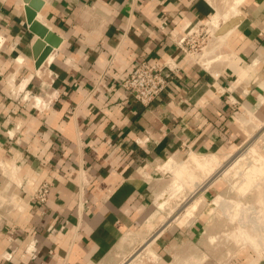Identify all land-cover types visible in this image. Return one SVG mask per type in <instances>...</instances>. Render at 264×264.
<instances>
[{
	"label": "crops",
	"instance_id": "1",
	"mask_svg": "<svg viewBox=\"0 0 264 264\" xmlns=\"http://www.w3.org/2000/svg\"><path fill=\"white\" fill-rule=\"evenodd\" d=\"M25 7L0 0V161L20 162L51 192L0 232V264H115L127 234L157 212L161 168L187 153L229 154L245 121L264 122V0L243 2L229 60L211 69L175 42L212 17L207 0H43L37 19L61 41L39 68ZM168 58L183 69L150 104L122 87L141 61ZM193 240L163 232L154 264H180ZM233 264L264 260L249 250Z\"/></svg>",
	"mask_w": 264,
	"mask_h": 264
},
{
	"label": "rangeland",
	"instance_id": "2",
	"mask_svg": "<svg viewBox=\"0 0 264 264\" xmlns=\"http://www.w3.org/2000/svg\"><path fill=\"white\" fill-rule=\"evenodd\" d=\"M207 27L203 26L193 33L190 45H187V51L190 58L200 63L204 69H211L219 62L228 61L229 58L223 51L224 42L219 47L207 51L211 38ZM245 123L249 125L247 129L244 126L246 131L240 144L234 147L231 153L219 155L222 165L220 164L221 167L218 166V169L223 168L222 175L213 179L214 183L210 186L211 188H207L206 191L210 190L206 194H204L206 191L202 192V199L199 196L200 203L195 206L191 216L186 217L184 224L179 226V224L173 223L170 227L174 230L180 227V230L187 232L188 236L191 235L196 240H193L190 243L191 246L187 247L186 256L181 261L191 258L184 264H201V260L210 262L211 259L226 258L229 254L235 255L236 253L239 258L249 250L251 252L255 250L253 251L255 255L257 254L261 260H264V144H262L264 142V122L251 119ZM250 148L252 151L256 150L257 153L247 151ZM201 156L202 158L207 157V155L187 153L177 159L174 158V160L180 163L187 161V158L197 157L196 159H198ZM164 166L165 164L162 167ZM192 169L185 176L186 185L183 186V190L167 203L166 208L159 213L160 216H153V219L149 220L146 225L144 224L142 228L127 234L124 250L115 257V264H129L130 259L137 254L144 243L152 238L155 232L168 220L167 217L177 213L179 204H183L187 200L191 201V196L194 197V193L197 191L194 175L200 174L198 180L204 181V175L198 171V166H194ZM161 173L166 194L171 188L174 176L173 172L163 171L162 168ZM154 208L156 211V206ZM199 215L201 216L199 217ZM204 225L206 233L203 235ZM216 235L218 238L215 237ZM200 237H203L201 247L196 244ZM244 237H252L257 242L253 240L252 245L251 239ZM209 240L211 245L208 243ZM149 250L151 252L144 250L142 254L145 257L150 256L149 260L153 261L156 257L152 252V245L149 246ZM140 259L143 258L139 257L132 264H142L143 260Z\"/></svg>",
	"mask_w": 264,
	"mask_h": 264
},
{
	"label": "built area",
	"instance_id": "3",
	"mask_svg": "<svg viewBox=\"0 0 264 264\" xmlns=\"http://www.w3.org/2000/svg\"><path fill=\"white\" fill-rule=\"evenodd\" d=\"M210 19L189 22L183 27L182 36L175 42L186 59H192L187 51V45H190L193 33L197 32V29L203 26H208ZM198 64L202 66L200 63ZM182 69L183 65L175 58H168L163 63L154 64L147 61H141L126 74L122 82V87L132 94L138 102L143 105H148L165 91L171 81L178 76ZM0 175L3 178V181L0 184V232L4 230L14 232L17 226V219H15V216H21L35 203H46L50 196L51 186L48 183L35 185L27 175H22L20 162L10 164L5 161H0ZM207 207H205V209H207ZM200 216L201 215H199V217ZM170 227H172V225ZM170 227L165 231L171 229ZM205 227L206 226L204 225V231H202L203 235L206 233ZM215 237L218 238V235ZM202 238L203 237H200L198 239V242H200L198 246L200 247ZM208 243L211 245L210 240ZM229 256L226 258L218 257L217 260L211 259L210 262H207V260H201V264H233L237 260L238 253L235 255L229 254ZM190 258L191 257L180 262V264L187 263Z\"/></svg>",
	"mask_w": 264,
	"mask_h": 264
},
{
	"label": "bare ground",
	"instance_id": "4",
	"mask_svg": "<svg viewBox=\"0 0 264 264\" xmlns=\"http://www.w3.org/2000/svg\"><path fill=\"white\" fill-rule=\"evenodd\" d=\"M245 0H207V2L211 5V7L214 9V14L212 15L211 19L208 22L209 32H210V43L207 48V51L213 50V48L219 47L223 42H225L227 36L230 35L232 32V28L229 30L222 32V25L226 22L227 24L231 22V20L240 18V6L243 4ZM233 22V21H232ZM207 27V28H208ZM53 54H50L45 61L44 66H48L49 62L52 60ZM35 59V58H34ZM208 62V61H207ZM205 64V63H204ZM46 73V72H45ZM251 153L252 149H248ZM247 151H245L247 153ZM244 152V153H245ZM252 152H256L252 151ZM254 153V154H255ZM248 154V153H247ZM253 155V154H252ZM259 155V154H258ZM255 157V156H254ZM257 157V156H256ZM197 158V157H196ZM194 157L187 158V161L176 163L173 166L169 167V170L173 172V182L171 185V188L168 190V192L163 194L157 201V212L155 213L154 217L160 216L159 213L162 212L166 207L167 203L176 196L181 190H183V186L186 185L185 183V176L190 172V170L194 166H198V171H201L204 175V181L198 180V174L194 175L195 182V188L197 191L194 193V197H192L191 201H185L184 204H179V210H177V213H173L170 216L167 217V221L160 227L158 231L155 232V234L150 238L148 241H146L143 245V247L140 248V250L135 254L129 261V264H132L133 261L139 259V257L143 258L140 260H143L142 264H153L151 262H154L149 260V258L144 256L142 252L145 250L146 252H151L149 250V246L152 245V243L167 229L169 228L173 223L179 224V226L186 220L187 216H191L192 212L195 209V206H197L201 200L200 199L202 192H205L207 188L212 186L214 183L213 179L219 178L222 174L223 168L220 170L218 169V166H220V156L215 154H209L207 157L202 158V156L198 159ZM253 158V157H252ZM222 160V159H221ZM222 165V164H221ZM221 167V166H220ZM219 167V168H220ZM217 169V170H216ZM193 170V169H192ZM197 170V169H196ZM195 170V171H196ZM202 175V174H201ZM202 175V176H203ZM208 175V176H207ZM201 179V177H199ZM212 179V180H211ZM206 188V189H205ZM178 206V205H177ZM172 213V212H171ZM188 219V218H187ZM182 224V225H183ZM181 225V226H182ZM245 239H251V243L253 240L256 241V239L252 237H244ZM257 242V241H256ZM253 245V243H252ZM258 245V243H257ZM142 254V255H141ZM150 255V254H149ZM151 258V257H150Z\"/></svg>",
	"mask_w": 264,
	"mask_h": 264
},
{
	"label": "water",
	"instance_id": "5",
	"mask_svg": "<svg viewBox=\"0 0 264 264\" xmlns=\"http://www.w3.org/2000/svg\"><path fill=\"white\" fill-rule=\"evenodd\" d=\"M24 2L26 4L25 12L28 28L37 36L32 48L36 68H39L51 54L53 48L59 46L61 40L37 19L38 13L43 7V0H24ZM232 26L233 22L231 21L226 25H222L221 31L225 32Z\"/></svg>",
	"mask_w": 264,
	"mask_h": 264
}]
</instances>
